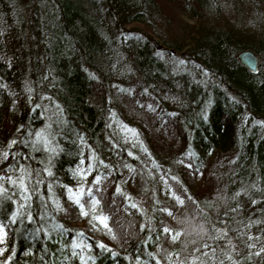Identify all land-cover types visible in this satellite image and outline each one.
Listing matches in <instances>:
<instances>
[{
  "label": "trees",
  "instance_id": "trees-1",
  "mask_svg": "<svg viewBox=\"0 0 264 264\" xmlns=\"http://www.w3.org/2000/svg\"><path fill=\"white\" fill-rule=\"evenodd\" d=\"M0 176L12 264H264V0H0Z\"/></svg>",
  "mask_w": 264,
  "mask_h": 264
},
{
  "label": "snow or ice",
  "instance_id": "snow-or-ice-1",
  "mask_svg": "<svg viewBox=\"0 0 264 264\" xmlns=\"http://www.w3.org/2000/svg\"><path fill=\"white\" fill-rule=\"evenodd\" d=\"M180 63L183 64L184 61L181 60ZM149 107H151V106H149ZM36 135L39 137L41 134L37 133ZM15 143H16V141L13 140L11 142V144L9 145V147H11ZM48 143L50 144L51 141H49ZM37 150H39V149H37ZM50 150L51 151H55L56 149L55 148L50 149L47 145H45L44 151L47 152V151H50ZM7 155L8 154L5 152L4 153V157L7 158ZM49 163H50V161H49ZM91 169H92V166L90 165L89 166V172L91 171ZM22 171H25V173H26V175L28 177V183L25 182V175H21V176L16 177V178H13L12 176H8L7 177V180L10 182V184L13 187H16L18 189V192H13L11 195H7L9 190L4 187L3 181H4L5 177L4 176H0V197H3L5 195H7V198L11 200V199H13V197L18 195L19 196V201H22V203L18 204L17 210L12 213V217H11V220H10L11 224H15L17 222L18 217H22V216H25V215L27 216V219H28V221L30 223L33 222V213L31 211V200H32V196L36 194V188L35 187L30 188L28 186L31 183V175H32V173L30 171L24 170V169H22ZM45 171H46V174L48 176H52L53 175V173L50 170V168H46ZM100 180H101V177L97 176L96 179L93 181V184H99ZM36 183L37 184H41V183H43V181L37 179ZM48 187H49V190L51 191L52 184L50 183L48 185ZM67 191L70 194L69 198L70 199L74 198V202L76 204L80 205L81 210L83 212L84 205L81 203V199H80L84 195L83 187L79 188L76 192H73L72 188H68ZM97 191H99V189H97ZM120 191H121V189L118 187L117 188V192H120ZM87 194H88L89 197H91V203L93 205H98L99 204V200H97L96 196L93 194L92 188H88ZM177 199L179 200V197H177ZM14 203H16V201H14ZM180 203H183V201L180 200ZM132 207H136V205L133 204ZM83 214L87 215L88 213L87 212H83ZM41 219H42V217H41ZM98 219H99V222L101 224H104V226L107 227V224H105L106 217L101 216ZM7 228H8V224L0 223V245H6V240H7V237H8V231H6ZM39 231H40V229H37V232H39ZM109 231H111V229H109ZM164 231L166 233L171 234V230L168 229V228H165ZM178 235L179 234L177 233L176 236L178 237ZM225 235H226V233H225ZM217 238H222V237H217ZM249 239H252V237H249ZM256 239H259V238L257 237ZM248 246L250 248L255 247L254 244L248 245ZM71 247L73 249V255H78V253L76 252V249L78 247H81V246L76 244L75 242H73ZM97 247H100L102 249L105 248V246L103 244H98ZM206 247H207V245H206ZM231 247L235 248L236 246L235 245H231ZM8 251H9V249H8L7 246L0 247V257H4L3 260H0V264H12V261H13L14 256H15V251L13 250L11 255H8V256L5 257V253L8 252ZM89 251H91V248H89ZM214 252L215 251L213 250V253L211 254L210 258H212L214 256ZM261 253H264V247H261V249L259 251L255 252L254 254L259 256V255H261ZM205 255H208V254L206 253ZM227 258H228V260L232 261V264H238L237 261L233 260V257L231 255H228ZM88 259H92V257H88L87 259H85L83 256H81V264H87V260ZM136 264H140V261L137 260ZM157 264H160V262L157 261ZM219 264H224V261L221 260L219 262Z\"/></svg>",
  "mask_w": 264,
  "mask_h": 264
},
{
  "label": "water",
  "instance_id": "water-1",
  "mask_svg": "<svg viewBox=\"0 0 264 264\" xmlns=\"http://www.w3.org/2000/svg\"><path fill=\"white\" fill-rule=\"evenodd\" d=\"M240 63L251 73L257 72L258 58L251 51H242L238 54Z\"/></svg>",
  "mask_w": 264,
  "mask_h": 264
},
{
  "label": "rangeland",
  "instance_id": "rangeland-1",
  "mask_svg": "<svg viewBox=\"0 0 264 264\" xmlns=\"http://www.w3.org/2000/svg\"><path fill=\"white\" fill-rule=\"evenodd\" d=\"M167 11L169 12V10H167V8L165 7V9H164V13L166 14ZM181 19H183V20L186 21V19H185L184 17H181ZM188 23H189V24H193V23H195V22H193V21L190 20V21H188Z\"/></svg>",
  "mask_w": 264,
  "mask_h": 264
}]
</instances>
